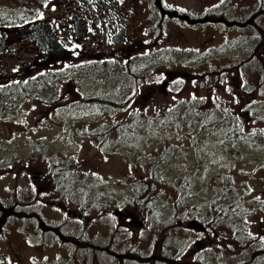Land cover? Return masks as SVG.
<instances>
[{"label": "rangeland", "instance_id": "374dc122", "mask_svg": "<svg viewBox=\"0 0 264 264\" xmlns=\"http://www.w3.org/2000/svg\"><path fill=\"white\" fill-rule=\"evenodd\" d=\"M115 2L131 13L125 42L73 25L71 42L46 54L27 39L32 25L61 29L75 1L0 0V264L264 259V91L249 71L245 88L236 69L245 46L261 42L244 21L264 22V0ZM146 54L154 63L121 85L125 63ZM107 91L128 108L90 104ZM146 187L131 206L133 189ZM222 189L242 214L224 220L210 207ZM192 220L204 231L187 228Z\"/></svg>", "mask_w": 264, "mask_h": 264}, {"label": "trees", "instance_id": "16d2710c", "mask_svg": "<svg viewBox=\"0 0 264 264\" xmlns=\"http://www.w3.org/2000/svg\"><path fill=\"white\" fill-rule=\"evenodd\" d=\"M261 15H264V8H261ZM22 21V20H21ZM20 21V22H21ZM258 21V16L257 15H252L249 17V20L244 21V29H247L248 27H254L256 28V31L253 34V37H256L257 35H260V40L261 42L259 44H256L252 47L249 46H245L244 50L247 53L245 56L241 55L239 57L236 58L237 60V65H236V69H238L240 71L241 77H242V81L244 83V87L247 88L248 87V81H247V71L253 73V75H257L260 77L261 79V84H262V90L264 91V55H262L260 57V60L257 56L253 55V52L255 50H261L264 52V22L260 23ZM3 24H5L6 22H1ZM0 23V24H1ZM191 25H196V24H191ZM165 51V50H163ZM153 54H146V55H140V56H135L131 59L128 60V62L125 63L124 68L122 70V76H121V85H131L133 83H136L138 78H141L142 75L146 72L147 68L154 63L155 58L152 57ZM258 84V83H257ZM123 87H121V91H122ZM121 91L118 92H114V91H107L105 93H100L98 95H96L97 97L90 99V104L92 101L97 102L98 104H100L101 106H103L105 108V110H107L108 112L110 111H124L128 108L129 105V99L125 101H123L120 96ZM262 96H264V92H261ZM92 100V101H91ZM221 112L224 114V117H226L229 113V111L227 109H224L223 107H221ZM160 123V121H159ZM163 122L161 121V123L158 125L159 128L160 126H163ZM124 130V132H130V131H136L138 127L135 126V124H125L122 127ZM150 129V128H146L144 130H142V132L140 134H145V132ZM157 132V136H159L158 134V129H154ZM108 132V131H107ZM222 134H225L226 136L231 135L229 133V131L227 129H223L221 131ZM108 136V135H107ZM106 136V137H107ZM155 137V138H156ZM167 155H163L162 159L165 158ZM159 167L158 169H160L161 166L165 165V163H162V161H160L159 163ZM55 167V166H54ZM53 167V168H54ZM52 168V169H53ZM55 175H57V173H55ZM146 189L143 191L142 189L137 190L136 188L133 189V192H136V195H138L137 197H134L133 199H128V202L131 206H136V203H139L140 206H142V203L140 201V195L142 194H146ZM228 195V192L224 189L220 190V191H216L215 196L210 200V207L214 208L215 210H217V212L219 213V215H221L222 217H224V220L227 218H230L232 216H236V215H240L244 212V208L243 206L240 205H236L235 204V200L234 199H230ZM185 196L188 197V194H186ZM226 204L224 207L223 205ZM202 221V220H200ZM72 242L73 245V240L69 239ZM76 245L79 246H87V244H84L83 242H74ZM161 260H163V262H168L171 260V257L168 255V252H166L164 250V253L161 254ZM115 262H113V264H116V259H115V255H114V259ZM139 261H141V264H148L151 260L153 261V259L151 258H145V259H137ZM136 260V261H137ZM196 264V263H194ZM250 264H264V259H262V254L261 251H256L253 256H252V260L250 262Z\"/></svg>", "mask_w": 264, "mask_h": 264}, {"label": "flooded vegetation", "instance_id": "af4514ba", "mask_svg": "<svg viewBox=\"0 0 264 264\" xmlns=\"http://www.w3.org/2000/svg\"><path fill=\"white\" fill-rule=\"evenodd\" d=\"M76 9L62 19V28L57 29V24L52 28L51 32H43L35 34V42L46 54L52 53L55 44H59V40H71L70 27L76 26L84 36L89 30L94 31V36L103 38L106 44L108 43H123L127 40V28L129 25L128 19L131 13L125 15L120 11L115 10V0H74ZM94 15V20L88 19L89 15ZM72 22V23H71ZM85 24V25H84ZM71 25V26H69ZM74 25V26H73ZM69 27V29H68ZM57 29V30H56ZM75 30V29H74ZM33 32V31H32ZM64 32L66 36L58 38L57 33ZM34 33V32H33ZM32 34V33H30ZM28 34L27 37L30 35ZM71 42V41H70ZM191 230V229H190ZM200 231H204L203 229Z\"/></svg>", "mask_w": 264, "mask_h": 264}, {"label": "water", "instance_id": "95a60500", "mask_svg": "<svg viewBox=\"0 0 264 264\" xmlns=\"http://www.w3.org/2000/svg\"><path fill=\"white\" fill-rule=\"evenodd\" d=\"M32 27L34 28L35 32L30 34L27 39L29 40H35V34H40L43 32H51L52 28L48 24L47 21H38L37 23L33 24ZM189 229H195V230H202L203 227L195 220L189 221L186 225Z\"/></svg>", "mask_w": 264, "mask_h": 264}]
</instances>
